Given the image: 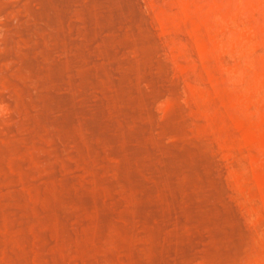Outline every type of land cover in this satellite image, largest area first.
Instances as JSON below:
<instances>
[{"label": "rangeland", "instance_id": "rangeland-1", "mask_svg": "<svg viewBox=\"0 0 264 264\" xmlns=\"http://www.w3.org/2000/svg\"><path fill=\"white\" fill-rule=\"evenodd\" d=\"M57 1L0 0V264L263 263L264 0Z\"/></svg>", "mask_w": 264, "mask_h": 264}, {"label": "bare ground", "instance_id": "bare-ground-1", "mask_svg": "<svg viewBox=\"0 0 264 264\" xmlns=\"http://www.w3.org/2000/svg\"><path fill=\"white\" fill-rule=\"evenodd\" d=\"M57 2H59V1H57ZM65 2V1H64ZM60 4H62V0L59 2ZM59 3H56L55 2V4H57V5H60ZM193 5H197L196 4V1L195 0H184L183 1V6H184V9L186 10V12H187V10H189V8H191ZM174 23V22H173ZM175 24V23H174ZM248 32V31H247ZM246 31H245V33L242 35V40L244 41V40H246L247 39V42L245 41V43H247V45L249 46H247L248 48H251L252 46H254L255 47V43L251 40V38H252V36H251V34L249 35V33H247ZM247 36V37H246ZM251 36V38H249V37ZM249 38V39H248ZM251 40V41H250ZM248 42H250V43H252V45L250 44V43H248ZM251 46V47H250ZM213 48L214 49H217V48H219V45L217 44V42L215 41V43H213ZM182 49V48H181ZM183 50V49H182ZM207 50H208V48H207V46L204 44L203 45V49H202V52H203V54L205 55V57H206V54H207ZM204 57V58H205ZM189 65V64H188ZM218 66H222V64L221 63H219L218 64ZM205 68L206 69H209V67L207 66V65H205ZM194 70L195 69V67H194V65L192 64V63H190V65L188 66V68H187V70ZM210 81H211V84H212V91H206V90H201L199 93H198V97H200V100L202 101L203 100V103H202V105H203V107H204V109H203V112H205V114L206 113H212L213 112V116L211 117L212 118V121H214V116H216L218 113H217V111L215 112V110L216 109H214V111L212 110L213 109V107L212 108H210L209 110H206L207 109V107L209 108V106L210 105H206L205 106V103H209V102H211L212 100V96L213 97H218V99L220 100V102L221 101H225V99L223 98V97H225V95H224V93H225V91L224 90H221L220 88H219V80H218V78L217 77H215V76H212L211 78H210ZM259 81H260V83H264V77L263 78H261V79H259ZM224 92V93H223ZM222 98V99H221ZM208 101V102H207ZM228 102H229V105H230V100H227L226 99V103L225 102H221V104L223 103V104H228ZM232 103V102H231ZM225 105V106H226ZM232 105V104H231ZM228 106V105H227ZM202 107V108H203ZM206 107V108H205ZM206 110V111H205ZM210 110H212V111H210ZM210 111V112H209ZM214 112L216 113L215 115H214ZM207 117H210L208 114L206 115ZM211 118H209V120L211 119ZM219 119V118H218ZM211 121V122H212ZM217 121V120H216ZM216 121L214 122L215 124H216ZM219 121V120H218ZM213 123V122H212ZM230 140V139H229ZM226 141V142H223V148L228 152V155L231 157V158H235L236 157V155H235V151H237L238 150V147L240 146V143L237 141V140H235L236 142H238V144H235L236 142H234V141H232V140H234V139H231L230 141ZM225 143V144H224ZM237 145V146H236ZM253 148V149H251V148ZM236 148H237V150H236ZM249 151H250V156L252 155V154H254V153H252L251 154V152H255V154L253 155V161H254V163L255 162H259L260 161V159H261V153L258 151L257 152V149L255 150L254 148L255 147H253L252 145H250L249 144ZM240 149V148H239ZM252 150V151H251ZM252 160H251V162H252ZM261 173V174H260ZM256 174H258L257 176L258 177H264L263 175H262V172L260 171L259 173H256ZM260 264H264V262L262 263V262H260Z\"/></svg>", "mask_w": 264, "mask_h": 264}]
</instances>
